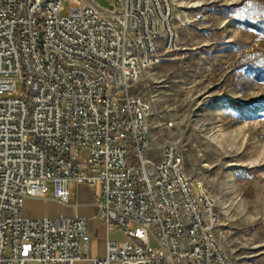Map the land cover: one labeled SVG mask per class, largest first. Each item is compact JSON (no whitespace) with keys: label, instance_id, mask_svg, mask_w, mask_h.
Wrapping results in <instances>:
<instances>
[{"label":"built area","instance_id":"built-area-1","mask_svg":"<svg viewBox=\"0 0 264 264\" xmlns=\"http://www.w3.org/2000/svg\"><path fill=\"white\" fill-rule=\"evenodd\" d=\"M64 1L0 0V264L88 258L87 219L23 214L50 182L68 204L72 181L91 189L108 233L129 238L94 264H232L218 207L179 149L149 157L139 86L177 50L173 0H119L111 12L70 0L62 17Z\"/></svg>","mask_w":264,"mask_h":264},{"label":"rangeland","instance_id":"rangeland-1","mask_svg":"<svg viewBox=\"0 0 264 264\" xmlns=\"http://www.w3.org/2000/svg\"><path fill=\"white\" fill-rule=\"evenodd\" d=\"M173 2L177 50L139 86L152 106L149 157L175 145L195 191L205 186L218 207L216 238L231 263L264 264V0ZM76 6L65 0L61 16ZM42 209L23 205L26 215Z\"/></svg>","mask_w":264,"mask_h":264},{"label":"crops","instance_id":"crops-1","mask_svg":"<svg viewBox=\"0 0 264 264\" xmlns=\"http://www.w3.org/2000/svg\"><path fill=\"white\" fill-rule=\"evenodd\" d=\"M49 191L45 197L47 201L40 198H27L42 205L43 209L35 214L26 215L30 218H83L89 221L90 227V244L88 258L81 259L76 264H94L97 259H103L107 253V242H116L112 236L122 231H112L108 233L106 225L97 217V209L94 205V196L87 186H78L74 181L69 182L70 197L68 204L64 205L55 198L54 184L48 183ZM121 244V243H120Z\"/></svg>","mask_w":264,"mask_h":264}]
</instances>
